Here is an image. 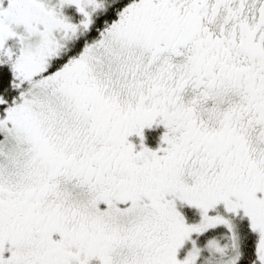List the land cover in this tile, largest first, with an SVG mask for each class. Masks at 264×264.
I'll list each match as a JSON object with an SVG mask.
<instances>
[{
    "label": "snow or ice",
    "instance_id": "6c2138e0",
    "mask_svg": "<svg viewBox=\"0 0 264 264\" xmlns=\"http://www.w3.org/2000/svg\"><path fill=\"white\" fill-rule=\"evenodd\" d=\"M0 264H264V0H0Z\"/></svg>",
    "mask_w": 264,
    "mask_h": 264
}]
</instances>
